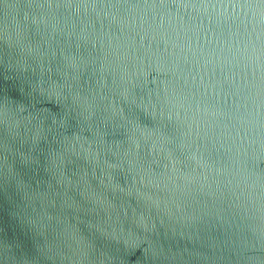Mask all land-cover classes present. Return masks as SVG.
<instances>
[{
  "label": "water",
  "instance_id": "95a60500",
  "mask_svg": "<svg viewBox=\"0 0 264 264\" xmlns=\"http://www.w3.org/2000/svg\"><path fill=\"white\" fill-rule=\"evenodd\" d=\"M0 264H264V0H0Z\"/></svg>",
  "mask_w": 264,
  "mask_h": 264
}]
</instances>
